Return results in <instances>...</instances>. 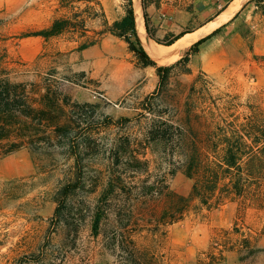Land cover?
Here are the masks:
<instances>
[{
  "label": "rangeland",
  "instance_id": "obj_1",
  "mask_svg": "<svg viewBox=\"0 0 264 264\" xmlns=\"http://www.w3.org/2000/svg\"><path fill=\"white\" fill-rule=\"evenodd\" d=\"M254 1L257 23L252 26L248 18L235 22L222 40L229 62L219 72L179 64L158 90L154 67L143 69L121 38L100 36L107 26L100 5L84 13L85 2L62 6L59 0H0V72L25 83L32 97L44 92L47 84L56 87L61 92L59 118L72 119L67 137L0 153V264L35 260L40 252L52 249L60 252V264H85L98 248L89 214L75 236L63 225L52 232L51 222L55 192L78 177L80 185L68 198L72 204L93 200L110 179L117 180L113 197L134 202L128 224L131 238L163 264L208 263L207 254L217 256L218 250H223V264H238L237 254L224 249L225 238L234 242L246 237L254 247L264 248L263 214L253 208L240 210L231 201L192 210L181 220L154 229L168 192L186 196L191 190L184 156L191 135L207 131L209 110L221 107L225 115L244 120L252 106L264 108V5ZM124 4L125 0H109L112 16L123 14ZM73 11L86 18L84 35L73 31L34 41L39 35L32 33ZM98 37L113 40V46L108 44L113 50L94 58L78 51L81 42ZM154 60L158 65L175 62ZM145 98L147 110L142 109ZM159 115L181 126L186 138L179 148L172 141L146 140ZM69 150H75L77 158ZM151 185L158 190L149 191ZM49 231L52 238L47 242ZM101 260L99 264H107L112 257L104 254ZM216 263L214 259L210 264Z\"/></svg>",
  "mask_w": 264,
  "mask_h": 264
},
{
  "label": "trees",
  "instance_id": "obj_2",
  "mask_svg": "<svg viewBox=\"0 0 264 264\" xmlns=\"http://www.w3.org/2000/svg\"><path fill=\"white\" fill-rule=\"evenodd\" d=\"M62 6L75 2H85L84 13H89L93 5H100V0H59ZM143 3V7H144ZM123 15L110 25L104 20L106 28L100 31V36L110 33L121 38L127 45L128 51L133 53L141 66H152L158 76V90L166 83L174 66H187L190 56L198 50V46L206 39L217 33L220 28L199 38L171 65H158L142 46L136 29L132 7V0H125ZM104 15V14H103ZM146 31L150 34L143 12ZM86 18L80 12L73 11L71 16L55 18L50 25L38 30L32 35L44 38L63 33L80 31L82 35L87 31ZM182 34H178L157 43L170 45ZM100 37L88 39L78 45V49L86 48L99 41ZM189 73V69H185ZM157 90V89H156ZM60 90L46 85L45 91L32 97L28 87L23 82L11 80L0 72V153L2 155L18 151L22 148L33 149L39 143H51L60 135L67 137L72 129V119L61 120L57 113ZM148 98L142 102V109L147 110ZM228 109V108H226ZM151 111V110H150ZM149 113H153L150 112ZM154 114V113H153ZM153 120L146 135V140L157 142H176L179 148L186 136L179 124L171 119H162V115ZM207 131L194 132L189 140V148L184 158V174L192 180L188 195H178L172 191L167 194V200L159 216L155 219L154 229L170 225L184 218L192 210L215 207L231 201L238 204L240 210L255 209L263 214L264 227V108L252 106L251 114L239 120L238 117L225 115V109L216 107V111L209 110L205 117ZM36 148V147H35ZM76 155L75 150H69ZM77 158V155H76ZM80 179L76 178L61 186L54 196L56 207L51 217L53 231L61 225L75 236L78 226L89 214L90 231L97 239L98 248L90 253L85 264H99L104 254H109L112 261L107 264H163L158 256L140 246L131 238L128 224L132 221V207L134 202L130 198H114L118 189L116 179H110L102 192L93 200H81L76 204L68 198L79 187ZM159 186H149V191H157ZM104 221L106 226L102 229ZM49 231L48 241L52 238ZM101 235V237H99ZM224 249L237 254L238 264H264V248L254 247L246 237L237 241L223 240ZM216 249V248H215ZM44 250L37 259L30 257L20 259L18 264H47L49 260L60 264L58 250ZM219 253L207 254L208 263L217 260L216 264H223L225 256L223 250ZM263 257L259 263L255 260ZM98 258V260H95ZM99 261V263H98Z\"/></svg>",
  "mask_w": 264,
  "mask_h": 264
},
{
  "label": "crops",
  "instance_id": "obj_3",
  "mask_svg": "<svg viewBox=\"0 0 264 264\" xmlns=\"http://www.w3.org/2000/svg\"><path fill=\"white\" fill-rule=\"evenodd\" d=\"M108 1L109 0H101L100 7L105 19H108L107 21L111 23L114 20L119 19L123 14L112 16L113 8L108 5ZM235 1L236 0H146V4L143 7L144 0H132L135 29L142 46L153 59L160 61V56L156 53V51L160 49H162V51H169L178 48L177 56L172 59L173 61H176L184 54L192 43L219 27L220 30L217 33L198 46L197 52L190 56V60L187 64L191 70L200 69L204 73L216 74L229 62L228 56L224 52L222 40L232 31L235 22L240 18H248L249 23L252 24V26H255L257 23L256 19L259 17L256 12L258 6L254 0H242L240 7L230 15L226 16ZM257 3L264 5V0H258ZM144 11L147 16L146 22L148 29L150 30L149 32H151L150 34L146 31L145 20L143 17ZM138 14L142 21V31L145 35L144 41L137 27ZM221 17L224 18H222L218 24L213 26L208 32L201 34L197 39L183 46L178 44V41L186 34L202 30L209 25V23ZM263 17L264 16H262V18ZM178 34L182 35L170 45L156 42V40L163 39L166 36L172 38ZM111 36L113 35L111 34ZM53 37L56 36L48 38L33 36L34 41L36 42H46L47 39ZM112 41L113 40L107 37H101L97 43L78 51L83 53L87 58H94L95 56L103 54L104 51L109 52L113 50V47L109 48L108 46V44L113 46L114 41ZM153 52H155L156 55ZM170 57L171 56H168L167 59H170ZM172 60H169L166 63L173 62ZM143 69H146V67Z\"/></svg>",
  "mask_w": 264,
  "mask_h": 264
},
{
  "label": "bare ground",
  "instance_id": "obj_4",
  "mask_svg": "<svg viewBox=\"0 0 264 264\" xmlns=\"http://www.w3.org/2000/svg\"><path fill=\"white\" fill-rule=\"evenodd\" d=\"M242 0H236L235 3L232 5L231 9L227 12L226 16L230 15L231 13H233L238 7H240V4ZM137 4V3H136ZM137 18H138V22H137V27L140 31V35L143 39V41L145 40L144 38V33L142 31V21L140 19V16L139 14L137 15ZM224 17H221V18H218L217 20L215 21H212L211 23H209V25H207L206 27H204V29L202 30H199V31H196V32H193V33H189V34H186L184 37H182L179 41H178V44L180 46H183V45H186L188 44L189 42L197 39L201 34H204L205 32H208L213 26H215L216 24H218V22ZM149 39V38H148ZM150 40V39H149ZM151 42V41H150ZM148 47V46H147ZM151 48V47H150ZM178 48H174V49H171L169 51H162V49L156 51L157 54H159L160 56V59L163 61V62H167L169 60H172L173 58H175L177 56V50ZM153 50V49H151ZM155 53V52H153ZM155 53V55H156ZM158 56V55H157ZM158 56V57H159ZM168 56H171L170 59H167ZM160 60V61H161ZM173 61V60H172Z\"/></svg>",
  "mask_w": 264,
  "mask_h": 264
}]
</instances>
